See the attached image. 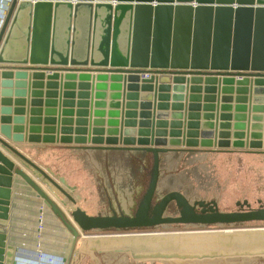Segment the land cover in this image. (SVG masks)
<instances>
[{"label":"water","instance_id":"obj_1","mask_svg":"<svg viewBox=\"0 0 264 264\" xmlns=\"http://www.w3.org/2000/svg\"><path fill=\"white\" fill-rule=\"evenodd\" d=\"M0 26V264L14 191L26 183L71 232L264 223L246 199L160 194L171 153L264 152V0H11ZM147 73L148 77H141ZM233 130V131H231ZM150 156L132 214L89 215L17 144ZM25 169L27 171H25ZM70 206L64 213L38 183ZM64 185V187H62ZM15 190V191H16ZM177 215L166 214L170 205ZM75 206V207H73ZM68 214V217L67 215ZM73 264H264V230L199 234L77 252Z\"/></svg>","mask_w":264,"mask_h":264},{"label":"rangeland","instance_id":"obj_2","mask_svg":"<svg viewBox=\"0 0 264 264\" xmlns=\"http://www.w3.org/2000/svg\"><path fill=\"white\" fill-rule=\"evenodd\" d=\"M5 8L3 5L0 7V17ZM27 151L44 164L42 166L36 163L42 169L47 170L58 183V180L63 178L66 184L75 187L73 191H70V195L76 199L75 206L80 207L89 215L110 214L112 209L132 214L135 202L146 187L145 180H147L148 168L151 165V163L146 162V169L142 170L140 166L127 165L126 162L128 160H125V162L120 160L116 163L112 161V158L122 159V157L115 155H106L102 158L97 156L100 159H104L97 161L99 166L86 161L79 163L74 159H69L68 156H60V159H66L68 162V164L62 165L61 163L64 161L54 160V156L48 151H42L40 154L30 149H27ZM215 155L214 158L208 159L207 165L195 163L194 165L179 166L177 172L180 170L184 171L182 175L180 177L176 176L175 182L170 181L165 188L159 191L160 194L171 189H178L190 200H215L221 211L237 210L236 202L244 199L250 203L252 208H258L259 201L264 205V158L251 154L228 155L217 153ZM107 158L111 159V161H106ZM146 175L147 177H145ZM38 183L52 199L59 202L60 206L62 205L58 197H62L61 199L68 202L47 180L38 179ZM119 202L126 204L128 202L130 204L120 207ZM111 205L118 206L117 208H111ZM65 212L67 213V210ZM166 214L177 215L176 207L173 204L170 205ZM66 215L68 217V214ZM53 220L55 226L51 227L53 230L50 232H55V236L65 239L64 230L61 226L63 225L62 221L56 217ZM63 227L65 226L63 225ZM262 230H264V223L251 222L240 226L225 227H195L175 224L168 227L157 226L123 231L79 232L70 250L67 264H73L77 252L86 250L199 234L262 232ZM70 238L71 235L68 233L64 244L65 247L69 245Z\"/></svg>","mask_w":264,"mask_h":264},{"label":"crops","instance_id":"obj_3","mask_svg":"<svg viewBox=\"0 0 264 264\" xmlns=\"http://www.w3.org/2000/svg\"><path fill=\"white\" fill-rule=\"evenodd\" d=\"M71 146H73V144H66V143L17 144L18 149L24 155L29 157L35 163H38L39 165L42 166L44 164H42L36 157L31 155L27 151V149H30L31 151H35V153L37 154H40L42 151L45 152L48 151L54 156V160L64 161L63 163H61L62 165L68 164V162L66 159H60V156L62 157L68 156L69 159H74L79 163L86 161L88 163H93L95 166H99L98 162L104 160L100 158L106 155L107 156L115 155L122 157V159L112 158L113 159L112 161H115L117 163L120 160L122 162L124 160L133 159L138 155L143 156L144 154H146L143 152L120 151V150H106V151L79 150V149H73L71 148ZM222 150L224 151L213 152V153H193V154L171 153L167 156H163L160 162V170H161L160 180L164 185L163 188H165L170 181L175 182V180L177 179L176 176L180 177L182 175L184 171L180 170L177 172V168L179 166H188L192 164L194 165L195 163H198L200 165H207L208 159L214 158L216 156L215 154L217 153L228 154V155L251 154L264 158V152L257 153V152H253L252 150L246 151V149H233V148L222 149ZM97 156L100 158H98ZM148 157L150 159V156ZM108 160L111 159L107 158L106 161ZM25 171L27 170L25 169ZM15 190L16 189H13L15 197H14L12 212H10L9 226L7 227L8 232L6 234L7 237L6 243L10 247L9 250L7 251H10L12 255V253H14L16 250L19 251L22 250L21 248H25L27 250L34 249L38 236H41L42 239L40 241L41 243L43 242L44 248L53 249L63 254L67 253L68 245L65 247L61 243L64 238L60 239L58 236H55V232H50L51 230H53L51 229V227L55 226V222L53 218L55 217L57 219L60 218L54 215L53 212H50L51 211L50 207L41 200V198L30 188L28 184L24 182L23 184H21L18 182L17 190L16 191ZM61 198L62 197H58V200L61 201L62 200ZM118 204L120 207H125L128 206L127 204L130 203L127 202L126 204L119 202ZM117 206L115 207L114 205H111V208H117ZM59 207L62 209L64 213H66L65 211L68 210L70 206L59 205ZM39 224L40 227H38ZM63 225L61 226L62 229L64 230ZM66 231L69 232L67 228ZM49 234L51 236H47ZM4 259H5L4 261H7L8 257L5 256Z\"/></svg>","mask_w":264,"mask_h":264},{"label":"built area","instance_id":"obj_4","mask_svg":"<svg viewBox=\"0 0 264 264\" xmlns=\"http://www.w3.org/2000/svg\"><path fill=\"white\" fill-rule=\"evenodd\" d=\"M2 5L4 6V8L6 7L3 11L5 12L7 9L5 1L3 2V0H0V7ZM4 16L5 15L2 14L0 19H3ZM141 77H148V74L144 73ZM41 200L44 202L43 198H41ZM38 227H40V224L38 225ZM41 239V236H38L34 249L27 250L25 248H21L22 250H16L14 253H12L11 261L9 262V264H66L64 261L65 254L57 252L53 249L44 248L43 242L41 243L40 241ZM4 260H2L1 264L7 263Z\"/></svg>","mask_w":264,"mask_h":264},{"label":"flooded vegetation","instance_id":"obj_5","mask_svg":"<svg viewBox=\"0 0 264 264\" xmlns=\"http://www.w3.org/2000/svg\"><path fill=\"white\" fill-rule=\"evenodd\" d=\"M108 161H111V160H108ZM124 162H125V160H124ZM126 164L127 165L128 164L129 165L132 164V166H134V165L140 166V168L142 170H145L146 169V166H145L146 165V162L142 161L141 159H128V161L126 162Z\"/></svg>","mask_w":264,"mask_h":264},{"label":"trees","instance_id":"obj_6","mask_svg":"<svg viewBox=\"0 0 264 264\" xmlns=\"http://www.w3.org/2000/svg\"><path fill=\"white\" fill-rule=\"evenodd\" d=\"M133 159H141L142 161L148 162L150 164V159H149L147 154H144L143 156L142 155H138V156L134 157ZM145 177H147V175ZM147 180H148V177H147ZM147 180H145L146 184H147ZM105 231H107V230H105Z\"/></svg>","mask_w":264,"mask_h":264},{"label":"bare ground","instance_id":"obj_7","mask_svg":"<svg viewBox=\"0 0 264 264\" xmlns=\"http://www.w3.org/2000/svg\"><path fill=\"white\" fill-rule=\"evenodd\" d=\"M5 1H9V0H5ZM2 13H3V15H5L6 14V12H3L2 11ZM2 21H3V19H0V24H2ZM56 201V200H55ZM57 203H59L58 201H56ZM65 226V225H64ZM68 233H70V235H71V232H68V231H66V229H65V227H64V235H65V239H63L62 240V245H64L65 244V241H66V238H67V236H68ZM65 246V245H64ZM63 246V247H64ZM65 248V247H64Z\"/></svg>","mask_w":264,"mask_h":264}]
</instances>
